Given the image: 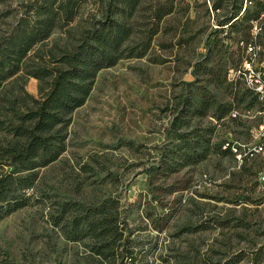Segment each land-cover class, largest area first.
<instances>
[{
	"label": "rangeland",
	"instance_id": "374dc122",
	"mask_svg": "<svg viewBox=\"0 0 264 264\" xmlns=\"http://www.w3.org/2000/svg\"><path fill=\"white\" fill-rule=\"evenodd\" d=\"M19 1L0 0V13L9 14L7 21L18 14ZM254 41L264 47V0H177L150 53L101 70L86 103L72 115L63 153V159H69L67 171L77 160L84 163L94 154H108L107 166L125 165L124 207L139 247L147 248L146 257L153 264L162 262L160 255L169 257L174 252L170 249L189 252L192 262L225 264L251 240L264 244L261 156L240 162L233 153H209L173 174L179 190L166 196L151 190L145 172L170 142L165 105L184 90L186 82L201 77L199 66L218 63L225 65L228 81L241 96L249 87L238 70L247 57V45ZM259 59L264 62V52ZM38 84L29 78L26 88L37 95ZM215 93L223 104L233 101L231 90ZM254 96L251 90L243 102L233 101L231 113L220 120L207 116L215 125L212 143L256 141L264 101ZM235 110L240 115L232 117ZM40 172L43 176L34 187L19 191L30 198L25 207L13 212L0 208V264H87L84 243L68 239L49 215L51 204L65 197L70 181L59 170ZM12 188L7 199L17 195V173ZM170 210L173 219L165 232L143 219L146 211L159 216ZM244 211L249 215L245 228L235 220ZM236 264L251 263L244 259Z\"/></svg>",
	"mask_w": 264,
	"mask_h": 264
},
{
	"label": "trees",
	"instance_id": "16d2710c",
	"mask_svg": "<svg viewBox=\"0 0 264 264\" xmlns=\"http://www.w3.org/2000/svg\"><path fill=\"white\" fill-rule=\"evenodd\" d=\"M176 4L177 0H21L13 21L0 13V202H4L0 208L13 212L25 207L30 198L19 191L34 187L43 176L42 168L59 170L70 183L65 197L51 204L50 219L68 239L84 243L87 264L153 262L146 257L147 248L139 247L126 214L121 189L125 165L107 166L108 154H94L67 171L69 159H63V153L72 115L86 103L101 70L150 53L164 18L175 12ZM197 73L201 77L186 82L163 108L170 114L166 126L170 142L145 168L151 190L164 196L179 190L173 177L179 170L209 153L235 155L230 146L224 147L233 142L212 143L215 125L207 116L222 119L252 89L240 96V89L228 81L224 64L199 66ZM29 78L39 81L37 95L26 88ZM218 89L231 90L234 102L223 104L215 93ZM15 173L17 195L7 199ZM172 214L173 210L159 216L146 211L143 219L165 232ZM235 220L238 226H249L245 211ZM251 241L225 264L244 259L264 264V244ZM170 251L174 252L169 257L160 255V264H209L192 262L189 252Z\"/></svg>",
	"mask_w": 264,
	"mask_h": 264
},
{
	"label": "built area",
	"instance_id": "2783aa9c",
	"mask_svg": "<svg viewBox=\"0 0 264 264\" xmlns=\"http://www.w3.org/2000/svg\"><path fill=\"white\" fill-rule=\"evenodd\" d=\"M255 28H261L255 25ZM247 57L238 70L239 77L252 89L259 99L264 101V62L259 57L264 48L256 41L250 42L246 47ZM240 115L238 111L232 113L233 117ZM260 121L256 128V141L252 143L227 142L224 147L230 146L236 158L243 162L245 159L261 156L264 159V110L259 112ZM264 179V172H263Z\"/></svg>",
	"mask_w": 264,
	"mask_h": 264
}]
</instances>
